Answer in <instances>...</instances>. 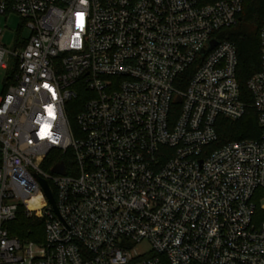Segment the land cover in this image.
I'll use <instances>...</instances> for the list:
<instances>
[{"label":"built area","instance_id":"1","mask_svg":"<svg viewBox=\"0 0 264 264\" xmlns=\"http://www.w3.org/2000/svg\"><path fill=\"white\" fill-rule=\"evenodd\" d=\"M242 4L0 0V17L29 29L12 51L0 42V68L14 64L0 93V264H264V25L247 80L259 136L214 146L217 118L246 110L235 45L218 34ZM78 81L91 95L73 134ZM19 211L43 219L40 243L9 233Z\"/></svg>","mask_w":264,"mask_h":264},{"label":"trees","instance_id":"2","mask_svg":"<svg viewBox=\"0 0 264 264\" xmlns=\"http://www.w3.org/2000/svg\"><path fill=\"white\" fill-rule=\"evenodd\" d=\"M218 0H198L200 4L213 3ZM22 22V21H21ZM264 25V0H243L242 10L238 21L235 25L222 29L218 32L219 37L231 41L236 48L237 55V71L236 77L239 87V97L246 105L244 115L238 120H229L224 117L217 118L216 129L218 133V141L214 146H220L227 141L258 138L260 130L257 124L256 112L253 108L252 95L247 89V80L259 69L260 62V45L259 30ZM16 45H22L18 42L19 34L16 35ZM10 78L3 83L2 91L5 90ZM77 91L76 96L65 105L66 116L73 134H77L76 116L81 110L84 101L91 95L85 88L82 81H78L75 85ZM177 106L174 107L172 118L175 117ZM58 154V157L69 156L71 151ZM49 161L42 168L48 169ZM264 197V190L258 189L255 198L259 201ZM261 212L259 209L257 213ZM263 213V212H262ZM264 219V213L262 214ZM41 226L40 230H35L37 226ZM9 233L17 236L22 241H34L40 243L43 240V219L36 217H28L21 211L17 213L15 218L9 223Z\"/></svg>","mask_w":264,"mask_h":264},{"label":"rangeland","instance_id":"3","mask_svg":"<svg viewBox=\"0 0 264 264\" xmlns=\"http://www.w3.org/2000/svg\"><path fill=\"white\" fill-rule=\"evenodd\" d=\"M0 29V42L8 51H12L15 48L17 42L16 35L19 34L18 40L26 39L29 35V29L25 26L24 22H21L20 18L13 13H11L7 19H5L4 16L0 17ZM7 64V69L0 68V93L2 92L3 80L12 73L14 67L12 59H10ZM261 203L264 204V198L261 200ZM9 223L7 224L8 229ZM40 228L41 226L39 225L35 230H40ZM136 251L138 253H147L149 251L148 243L143 241L136 244Z\"/></svg>","mask_w":264,"mask_h":264},{"label":"water","instance_id":"4","mask_svg":"<svg viewBox=\"0 0 264 264\" xmlns=\"http://www.w3.org/2000/svg\"><path fill=\"white\" fill-rule=\"evenodd\" d=\"M215 43H216V41L214 39H212L210 41V43H209V48L208 49H203L201 51V54L204 55L207 52V50H209ZM38 180H39V182H40V184L42 186L43 193H44L48 203L53 207L54 211L57 213V210H56L55 205H54V200H53L51 191H50V189L48 187V184L42 179H38Z\"/></svg>","mask_w":264,"mask_h":264},{"label":"bare ground","instance_id":"5","mask_svg":"<svg viewBox=\"0 0 264 264\" xmlns=\"http://www.w3.org/2000/svg\"><path fill=\"white\" fill-rule=\"evenodd\" d=\"M33 203H39V200L37 197H33V200H32ZM32 206V205H31Z\"/></svg>","mask_w":264,"mask_h":264},{"label":"crops","instance_id":"6","mask_svg":"<svg viewBox=\"0 0 264 264\" xmlns=\"http://www.w3.org/2000/svg\"><path fill=\"white\" fill-rule=\"evenodd\" d=\"M9 15H10V14L4 16V18L7 19V17H8ZM18 41H19V40H18ZM20 42H21V44H23V41H22V40H20ZM2 88H3V87H2Z\"/></svg>","mask_w":264,"mask_h":264}]
</instances>
